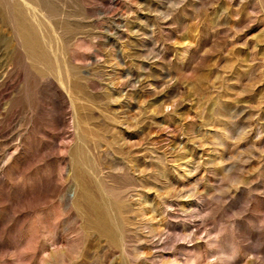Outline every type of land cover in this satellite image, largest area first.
Masks as SVG:
<instances>
[{"label": "rangeland", "instance_id": "rangeland-1", "mask_svg": "<svg viewBox=\"0 0 264 264\" xmlns=\"http://www.w3.org/2000/svg\"><path fill=\"white\" fill-rule=\"evenodd\" d=\"M14 1L0 264H264V0Z\"/></svg>", "mask_w": 264, "mask_h": 264}, {"label": "bare ground", "instance_id": "bare-ground-1", "mask_svg": "<svg viewBox=\"0 0 264 264\" xmlns=\"http://www.w3.org/2000/svg\"><path fill=\"white\" fill-rule=\"evenodd\" d=\"M13 1H14V0H13ZM18 1H19V0H18ZM20 1L24 2L23 0H20ZM25 1H26V0H25ZM28 1L31 2V1H33V0H28ZM28 1H26V3H27ZM14 2H15V1H14ZM14 2H13V3H14ZM34 2H35V1H34ZM34 2H33V4H34ZM13 3H12V4H13ZM10 4H11V2L9 3V5H10ZM17 4H18V3H17ZM21 4H22V3H21ZM23 4H24V3H23ZM30 4H31V3H30ZM36 4H37V3H36ZM13 5L15 6V3H14ZM18 5H19V4H18ZM34 5H35V4H34ZM10 6H11V7H10ZM10 6H8V7H10V9H8L9 12H10L11 8H14V7H12V5H10ZM32 6H33V5H32ZM32 6H31V7H32ZM15 7H16L15 9H17V6H15ZM21 7H22V6H21ZM21 7L18 6V9H17L18 11L16 10V12L20 13L19 11H20V8H21ZM23 7H25V5H24ZM34 7L36 8L37 6H34ZM27 8L30 9L29 7H27ZM0 9H1V8H0ZM24 9H25V8H24ZM24 9H21V10L24 11ZM28 9H27V10H28ZM32 9H34V8H32ZM36 9H38V8H36ZM27 10H26V11H27ZM34 10H35V9H34ZM2 11H3V10H2ZM11 11H14V9L11 10ZM37 11H38V10L35 11V12H36V15H37ZM29 12L31 13L32 11H29ZM29 12H26V13L28 14ZM3 13H4V11H3ZM5 13H6V12H5ZM5 13H4V15H5ZM10 13H11V12H10ZM13 13H14V12H12V14H13ZM23 13H25V12H22L21 14H23ZM33 13H34V12H33ZM15 14H16V16L18 15L17 13H15ZM15 14H14V15H15ZM6 16H7V18L9 17V15H6ZM11 16L13 17V15H11ZM21 16H22V15H21ZM21 16L19 15V17H21ZM25 16H26V15H25ZM7 18H6V19H7ZM17 18H18V17H17ZM22 18H23V17H22ZM24 18H25V17H24ZM8 19H9V18H8ZM8 19H7V20H8ZM10 19H11V18H10ZM13 20H15V19L13 18ZM18 20H19V19H18ZM18 20H16V21L19 22ZM23 20H24V19H22L21 21H23ZM28 20H29V19H27L26 21L28 22ZM16 21H14L13 24H14V23H17ZM21 21H20V22H21ZM26 21L24 20L23 22H21V24H22V23H23V24H24V23L27 24ZM25 24H24L23 27L26 26ZM30 24H32V23H30ZM18 26H19V25H18ZM21 27H22V26L20 25L18 28H21ZM29 27H30V26H29ZM26 28H27V27H26ZM22 29H24V28H22ZM33 29H34V27H33ZM30 32H31V31H30ZM29 37H30V36H29ZM33 37H34V36H33ZM26 38H27V37H26ZM28 39H29V38H28ZM33 41H34V40H33ZM26 42H27V41H26ZM36 42H38V41H36ZM48 42H49V41H48ZM28 43H29V42H28ZM30 43H31V42H30ZM39 43H40V41H39ZM36 44H37V43H36ZM27 45H28V44H27ZM37 45H38V44H37ZM38 46H39V45H38ZM32 47H33V46H31V48H32ZM34 48H35V47H34ZM34 48H33V49H34ZM28 49L30 50V46H28ZM38 49H39V48H38ZM33 52H35V51H33ZM63 65H64V64H63Z\"/></svg>", "mask_w": 264, "mask_h": 264}]
</instances>
